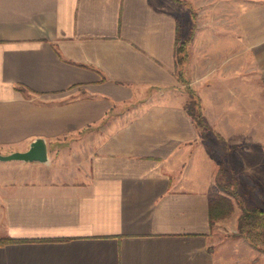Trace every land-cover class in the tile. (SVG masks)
Instances as JSON below:
<instances>
[{
    "label": "crops",
    "instance_id": "1",
    "mask_svg": "<svg viewBox=\"0 0 264 264\" xmlns=\"http://www.w3.org/2000/svg\"><path fill=\"white\" fill-rule=\"evenodd\" d=\"M186 1L184 84L175 1L0 0V154L49 146L44 164L0 161V238L18 242L0 264H233L210 202L218 145L264 190V0L224 24V8Z\"/></svg>",
    "mask_w": 264,
    "mask_h": 264
},
{
    "label": "rangeland",
    "instance_id": "2",
    "mask_svg": "<svg viewBox=\"0 0 264 264\" xmlns=\"http://www.w3.org/2000/svg\"><path fill=\"white\" fill-rule=\"evenodd\" d=\"M173 1V0H172ZM186 1V0H181ZM242 0H200L201 3H206L210 5H218L219 8H224L223 11L217 12V22H221L224 24L225 22H228L232 20L233 16L235 15L234 10L237 6L241 3ZM176 2V1H175ZM189 5L182 2H177L178 4L182 5L181 8H183V15H181V20L183 19L184 14L185 17L182 21V24L180 25V45H183V42H187L189 40L188 38L192 37V24L196 23V9L193 7V4L189 1H186ZM232 10V11H231ZM209 19V18H205ZM204 19V20H205ZM208 21V20H207ZM183 54H185L187 57L190 55L189 53V46L188 51L184 50ZM188 54V55H187ZM189 62V61H188ZM187 70V67H186ZM187 74H185V78L187 79ZM176 78L181 83L186 84V80H181L178 76ZM190 90V89H189ZM188 90V91H189ZM193 93V92H192ZM190 94V93H189ZM195 96L199 101L200 98L196 94H192ZM190 95V102L193 101V97ZM201 105V103H200ZM202 107V105H201ZM203 112V109H202ZM211 135H208L204 140L205 142L213 143V140H210ZM49 147V146H48ZM218 154H220L219 160L224 163L222 166V171L218 177V183H219V191L222 193L223 197H226L230 200L232 204V211L231 213L224 219H218L216 220V223H214V228L212 229L213 232H217V238L218 240L222 242H226L228 246L227 249H232V258H233V264H264V245L262 246V250L254 248L252 246L251 241L247 239L245 234H240L239 230V217L244 211V209L250 210L251 208L259 207L261 208L263 206L261 199L258 197V194L256 193L255 189L249 188L247 185V182L244 180L245 174L240 168V164L238 163V159L235 157L236 154L229 152L225 149L223 145H218ZM70 154H73V149H70ZM235 155V156H234ZM71 156V155H70ZM14 162V161H9ZM225 168V169H224ZM249 177L248 175H246ZM253 179V178H252ZM254 180V179H253ZM255 181V180H254ZM257 183V181H255ZM259 184V183H258ZM260 185V184H259ZM261 187V186H260ZM262 188V187H261ZM264 191V190H263ZM213 227V226H212ZM240 239L248 243L249 246H251L254 250H252V253H247L244 249H240L237 247V244L234 243L237 239ZM231 250L228 251L230 253ZM235 261V262H234Z\"/></svg>",
    "mask_w": 264,
    "mask_h": 264
},
{
    "label": "trees",
    "instance_id": "3",
    "mask_svg": "<svg viewBox=\"0 0 264 264\" xmlns=\"http://www.w3.org/2000/svg\"><path fill=\"white\" fill-rule=\"evenodd\" d=\"M173 1L182 2L189 5L186 1H181V0H173ZM192 25H193L191 32L192 37L190 36L187 42H183L182 46L180 45V43L182 42L179 41L180 28L178 26L175 54H176V62L178 67L177 72L181 80L185 79L184 78L185 70L189 61V55L187 54L188 55L187 57L185 54H183V52L184 50L188 51V46L190 45L193 39L194 23ZM189 93L190 95L193 94L190 90ZM192 97L194 99L191 103H188V105L186 106V111L192 117L194 123L199 129L200 138L204 140L208 135H211L210 140H214L215 136L214 134H212L210 127L207 125L204 119L200 101L195 96L192 95ZM218 161L220 162L221 165L220 172L218 173L220 174L224 163L221 162L219 159ZM244 180L247 182L249 188L255 189L256 193L258 194V197L262 201L263 206L261 208L259 207L251 208L250 210L244 209L238 220L240 234H245L247 239L251 241V244L252 246H254V248L262 250L263 249L262 246L264 245V191L260 187V185L256 183L252 178L247 177L245 175ZM232 209H233L232 204L228 198L223 197L221 195L216 196L215 199H213L210 202V227L214 225L216 220L226 218L231 213ZM12 243H18V242L11 238H0V246L12 244Z\"/></svg>",
    "mask_w": 264,
    "mask_h": 264
},
{
    "label": "water",
    "instance_id": "4",
    "mask_svg": "<svg viewBox=\"0 0 264 264\" xmlns=\"http://www.w3.org/2000/svg\"><path fill=\"white\" fill-rule=\"evenodd\" d=\"M1 162L47 163L49 161V147L45 138H35L26 151H15L7 155L0 154Z\"/></svg>",
    "mask_w": 264,
    "mask_h": 264
}]
</instances>
